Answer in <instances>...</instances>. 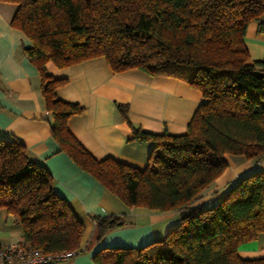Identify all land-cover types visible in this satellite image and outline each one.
<instances>
[{
	"label": "trees",
	"instance_id": "trees-1",
	"mask_svg": "<svg viewBox=\"0 0 264 264\" xmlns=\"http://www.w3.org/2000/svg\"><path fill=\"white\" fill-rule=\"evenodd\" d=\"M17 5L10 25L31 42L22 53L36 68L58 151L127 207L178 211L162 238L140 246L98 249L93 264H264L237 249L264 233V173L230 184L210 205H193L226 169L225 156L264 158V59L251 60L246 27L264 13V0H0ZM264 33V24L258 23ZM104 57L113 73L139 69L197 89L202 101L186 131H144L128 121L131 140L153 145L144 169L111 157L94 158L67 128L83 107L58 98L64 78L46 71ZM0 209L22 231L24 245L44 253L77 250L84 223L54 190L50 171L26 146L0 137ZM91 244L130 224L125 216H93ZM121 222V223H119ZM1 246V245H0Z\"/></svg>",
	"mask_w": 264,
	"mask_h": 264
},
{
	"label": "crops",
	"instance_id": "crops-1",
	"mask_svg": "<svg viewBox=\"0 0 264 264\" xmlns=\"http://www.w3.org/2000/svg\"><path fill=\"white\" fill-rule=\"evenodd\" d=\"M17 5L0 2V137L22 142L36 162L44 165L54 180V190L72 207L84 223L76 254L57 264H93L91 257L100 248L140 246L160 239L180 219L178 211L160 212L144 207H127L91 175L80 170L58 151L46 120L39 75L22 53L30 40L10 25ZM264 13L246 27L244 42L251 60L264 59ZM46 71L66 82L56 90L58 98L83 107L72 115L67 128L96 159L111 157L124 164L144 169L153 148L151 143L131 140L128 123L120 118L118 103L127 104L128 121L152 133L178 135L202 101L201 93L186 82L167 76H152L139 69L113 73L104 57H94L67 67L46 64ZM226 169L202 192L193 205L218 202L228 186L240 177L264 173V158L259 161L225 156ZM125 216L130 224L109 232L99 243L91 244L93 216ZM22 240L21 228L0 209V245ZM242 258L264 255V233L240 245Z\"/></svg>",
	"mask_w": 264,
	"mask_h": 264
},
{
	"label": "built area",
	"instance_id": "built-area-1",
	"mask_svg": "<svg viewBox=\"0 0 264 264\" xmlns=\"http://www.w3.org/2000/svg\"><path fill=\"white\" fill-rule=\"evenodd\" d=\"M76 250L60 253H44L21 242H10L0 246V264H57L72 258Z\"/></svg>",
	"mask_w": 264,
	"mask_h": 264
},
{
	"label": "water",
	"instance_id": "water-1",
	"mask_svg": "<svg viewBox=\"0 0 264 264\" xmlns=\"http://www.w3.org/2000/svg\"><path fill=\"white\" fill-rule=\"evenodd\" d=\"M119 223H121V222H119Z\"/></svg>",
	"mask_w": 264,
	"mask_h": 264
},
{
	"label": "rangeland",
	"instance_id": "rangeland-1",
	"mask_svg": "<svg viewBox=\"0 0 264 264\" xmlns=\"http://www.w3.org/2000/svg\"><path fill=\"white\" fill-rule=\"evenodd\" d=\"M128 222V221H127Z\"/></svg>",
	"mask_w": 264,
	"mask_h": 264
}]
</instances>
